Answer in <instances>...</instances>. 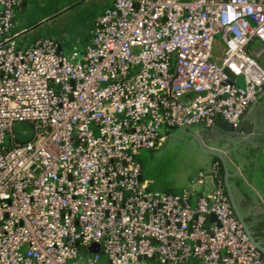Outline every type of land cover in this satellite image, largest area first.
<instances>
[{
	"label": "built area",
	"instance_id": "obj_1",
	"mask_svg": "<svg viewBox=\"0 0 264 264\" xmlns=\"http://www.w3.org/2000/svg\"><path fill=\"white\" fill-rule=\"evenodd\" d=\"M22 1L0 0V264H264L218 162L176 194L139 160L171 130L241 122L264 91V0H114L70 54L21 44Z\"/></svg>",
	"mask_w": 264,
	"mask_h": 264
},
{
	"label": "crops",
	"instance_id": "obj_2",
	"mask_svg": "<svg viewBox=\"0 0 264 264\" xmlns=\"http://www.w3.org/2000/svg\"><path fill=\"white\" fill-rule=\"evenodd\" d=\"M86 1L91 2L92 0L73 1L66 6L61 0H23L21 6L16 8L14 12L12 32L22 33L33 22H36L34 28L46 29L48 21L53 18H62L61 23L68 22L69 24V19H63V13L68 7H75L79 3ZM113 2L114 0H108L99 16L112 6ZM34 11L37 13L36 16ZM43 37L45 36L27 35L20 42L22 45L29 46ZM91 37L92 32L91 36L84 41L76 36L70 41L58 34H51L49 38L56 40L59 45H62L61 49L66 54H70L74 51L81 53L85 51ZM241 121L247 123L250 128H248L249 131L242 129L238 135L246 139H238L233 147L229 144V138L224 137L219 130L212 131L211 134L205 136L202 131L208 128L202 125L188 128V131L194 133L196 138H198V140L192 139L187 134L192 140V147L196 146L200 153L197 155V163L192 171L186 172L182 176L187 179L186 182L170 183L168 180L156 182L152 176L149 174L147 176L144 168L142 170V179L149 183L150 188L180 194L192 186L200 171L210 169L214 160L217 159L224 172V186L229 201L231 202L230 198L234 201L248 228L254 233L259 243L264 246V91ZM223 122L225 121L219 120L217 124ZM158 150L159 148L148 152L147 155L143 154L144 165L148 162L152 163L156 157H163L159 155ZM213 186V179L207 177L201 191L206 192L212 189Z\"/></svg>",
	"mask_w": 264,
	"mask_h": 264
},
{
	"label": "rangeland",
	"instance_id": "obj_3",
	"mask_svg": "<svg viewBox=\"0 0 264 264\" xmlns=\"http://www.w3.org/2000/svg\"><path fill=\"white\" fill-rule=\"evenodd\" d=\"M73 1L80 2V0H61L65 6ZM107 2L108 0H92L91 2H81L75 7H68L63 13V19H69V24L68 22L61 23L62 18H53L48 21L46 29H38L37 27L34 28L36 22H33L24 32L20 33L22 35L19 37V41H22L24 36L27 35L51 37V34H58L70 41L76 36L79 39L82 38L84 41L91 36L94 22L97 20L96 18L102 12L104 4ZM34 13L33 14L36 16L37 13L35 11ZM217 38L220 39V37ZM221 48V45L218 44L216 49L217 53L220 52ZM261 60L264 61V57ZM237 85L239 87H244V78L242 76L237 79ZM20 128L21 127L15 129L17 135L19 134ZM187 134L186 131H183L180 128L171 130L166 141L163 143V146L158 150L159 155L163 157H156L152 163L148 162L144 165L143 154L147 155L150 151L144 150L141 152L139 160L141 161L142 167L147 176L149 174L156 182L168 180L170 183H184L187 181V179H184L182 176L183 174L185 175L186 172L192 171L197 163V155L200 153L196 146L192 147V140ZM30 138H32V135L24 137L22 140H29ZM8 141L9 138H7V142ZM151 189L156 190L154 188ZM93 244L84 247L83 252L92 253V251L94 252L95 250H102L101 244L97 246L98 248H95ZM150 264L161 263L152 260L150 261ZM187 264H199V262L191 260Z\"/></svg>",
	"mask_w": 264,
	"mask_h": 264
},
{
	"label": "water",
	"instance_id": "obj_4",
	"mask_svg": "<svg viewBox=\"0 0 264 264\" xmlns=\"http://www.w3.org/2000/svg\"><path fill=\"white\" fill-rule=\"evenodd\" d=\"M45 37L49 38V36H45ZM59 47L62 48V45L60 44ZM226 72L229 73L228 70H226ZM230 75H231L232 79H234V76H232V74H230ZM248 128H250V126L247 125V123H245L243 121H241L237 126H233V125L228 124L227 122H223V123L216 124L215 127H213V128H210V129L208 128L207 130L202 131V133L206 136L207 134H211L212 131L219 130L224 135V137L229 138V144L233 147V146H235V141H237L238 139H246L245 137H240L238 134L241 133L242 129L249 131ZM180 129H182L183 131H186V133H188V135L192 139L198 140V138H196L194 133L188 131V128H180ZM211 154L216 155L215 153H211ZM216 156H219V155H216ZM230 200H231L230 203H231V206L235 212V215L238 218L239 222L242 224L243 229L245 230V232L249 236L251 242L257 247V249L259 251H261V253L264 256V246L261 243H259V241L257 240L254 233H252V231L248 228V225L246 224L245 220L242 218L240 211H239L238 207L236 206V204L234 203V201L231 198H230ZM215 218H216L215 215L211 214L210 220L211 221L215 220ZM93 246L95 248H98L97 246H99V244H93ZM99 251L95 250L94 252L92 251V253H98Z\"/></svg>",
	"mask_w": 264,
	"mask_h": 264
},
{
	"label": "trees",
	"instance_id": "obj_5",
	"mask_svg": "<svg viewBox=\"0 0 264 264\" xmlns=\"http://www.w3.org/2000/svg\"><path fill=\"white\" fill-rule=\"evenodd\" d=\"M261 59H262V58H261ZM261 59L259 60V62L261 63L262 66H264V61L261 60ZM214 162H218V163H219V165H220V169H219L220 178H221V180L224 182V172H223L222 166H221L220 162H219L217 159H215ZM225 194H226V191H225ZM226 195H227V194H226Z\"/></svg>",
	"mask_w": 264,
	"mask_h": 264
}]
</instances>
